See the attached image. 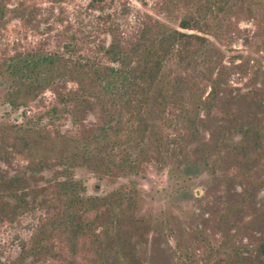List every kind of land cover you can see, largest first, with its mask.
<instances>
[{
	"label": "rangeland",
	"instance_id": "1",
	"mask_svg": "<svg viewBox=\"0 0 264 264\" xmlns=\"http://www.w3.org/2000/svg\"><path fill=\"white\" fill-rule=\"evenodd\" d=\"M206 1L3 0L0 264H264V0L179 28ZM106 21L123 64L99 50ZM171 29L203 41L163 61L140 138L132 78Z\"/></svg>",
	"mask_w": 264,
	"mask_h": 264
},
{
	"label": "trees",
	"instance_id": "2",
	"mask_svg": "<svg viewBox=\"0 0 264 264\" xmlns=\"http://www.w3.org/2000/svg\"><path fill=\"white\" fill-rule=\"evenodd\" d=\"M227 0H207L196 12L189 13L183 16L178 26L181 29L203 31L207 27L208 23L204 20L208 13H214L215 10H220L223 4ZM3 0H0V18L3 15ZM215 8V9H214ZM103 28L102 33L105 35H110L111 39L108 41L106 46L104 43L100 42V51L104 52L109 56H115V61L123 64V58L120 55L122 52L121 47L124 45L122 33H118L119 23L115 24L111 21L102 22ZM148 27V26H147ZM145 33L147 28L144 29ZM144 33V32H143ZM73 41L78 38L76 35L70 36ZM203 41V37L195 33H186L178 29H171L169 31L162 32L157 38L150 40L148 46L140 51L139 55V67L137 73L132 78V98H129L126 104H131V113L136 116L137 119V134L141 138L144 129L146 128V123L142 117V107L148 92L152 85L157 80L160 73L163 61L170 54L174 55L179 60H185L194 53L197 52L198 47ZM91 42V41H90ZM31 56V55H30ZM51 58L47 55L32 56V57H20L15 58L10 66L14 71L20 73H26L27 71L33 70L39 64L44 62H51ZM111 71H118L117 69L110 68ZM28 95L36 96L39 92V86L29 85ZM130 109V108H129ZM22 146H26L25 142H21ZM17 150H21L19 147ZM260 251L264 252V243L260 244Z\"/></svg>",
	"mask_w": 264,
	"mask_h": 264
}]
</instances>
